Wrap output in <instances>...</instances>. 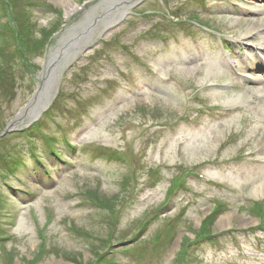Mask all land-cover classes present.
I'll list each match as a JSON object with an SVG mask.
<instances>
[{"label": "rangeland", "instance_id": "1", "mask_svg": "<svg viewBox=\"0 0 264 264\" xmlns=\"http://www.w3.org/2000/svg\"><path fill=\"white\" fill-rule=\"evenodd\" d=\"M0 1V127L13 120L40 86L42 102H49L31 124L57 131L62 122L66 128L57 142L68 137L81 149L80 154H69L74 165L62 164L60 175L55 170L62 162L45 152L51 173L43 175L28 162L22 167L24 183L14 185L20 189L0 182V235L6 238L0 242V264H94L106 252L114 264H203L210 259L226 264L229 258L222 255L238 253L234 243L241 247L240 263L264 264V251L252 249L256 239L264 243V228L256 229L264 217V195L256 192L264 169L234 159L245 151L264 158V125L254 109L229 112L226 99L243 94L241 88H214L231 78L217 59L214 32L238 37L251 25H264V2L245 0L239 4L248 10L240 12L222 0H207L206 8L188 0L179 11L180 21L188 23L191 13H204L198 20L210 29L196 23L184 33L181 23L165 20L160 0H143L126 16L121 4L106 7L111 0ZM168 1L175 7L187 0ZM67 4L77 9L69 11ZM115 9L120 11L114 15ZM26 24L28 30L22 28ZM169 30L176 35L165 43L148 36ZM250 43L259 44L260 39ZM27 44L30 52L24 51ZM62 46L65 60L41 82L43 64ZM127 51L157 65L158 74L148 76ZM13 134L6 140L17 150L26 139ZM99 146L117 152L122 161L98 156ZM59 148L64 151L62 143ZM161 164L168 167L154 182L150 169ZM200 164L207 178L226 188L189 174L195 196L180 194L165 204L168 178L173 177L175 186L180 175ZM25 188L36 196L30 198ZM126 189L133 207L123 199ZM87 191L98 196L81 195ZM190 196L184 214L180 206ZM214 196L225 201L217 216L211 213ZM107 201L112 202L110 208L95 206ZM156 210L159 216L145 225ZM172 227L178 232L167 242ZM250 230H258L257 235ZM210 232L221 234L219 243L210 247L202 242L191 253L195 260H189L184 244Z\"/></svg>", "mask_w": 264, "mask_h": 264}, {"label": "bare ground", "instance_id": "2", "mask_svg": "<svg viewBox=\"0 0 264 264\" xmlns=\"http://www.w3.org/2000/svg\"><path fill=\"white\" fill-rule=\"evenodd\" d=\"M119 1H121V5L124 7V3H126V0H111V4H108L106 7H108L109 5L110 6H112L114 3H117L115 6H119ZM67 8L66 9H68L69 7V11H72L74 8L73 7H75V6H72L71 4H67V5H65ZM75 9H77V7H75ZM120 10L119 9H115V11H114V15L115 14H118V12H119ZM69 13H67V15H68ZM66 15V16H67ZM262 26V25H261ZM259 28H261L259 25L258 26H256L255 28H254V25H251V26H249V27H247L246 28V30H245V32L244 33H241L239 36H242V38H245V37H247V36H249L251 33H253L254 31H257V30H259ZM258 36H262L261 34H259ZM263 38H264V36H263ZM263 45H260V47H262ZM50 62V61H49ZM49 62H47L46 63V65L44 66V68L46 69L48 66H49ZM43 89V87H41V90ZM263 90V91H261V92H259L257 95H260V94H263L264 93V87H262V88H259V90ZM258 90V91H259ZM240 97H242V96H239V97H237V98H235L234 100L235 101H237L236 99H238V98H240ZM229 101H232L231 103H234L235 101H233L232 99H230ZM238 102V101H237ZM45 101L42 103V100H41V98H40V96L39 95H37V97L35 98V99H33L32 101H30L20 112H19V114H18V117L16 118V123H19V122H21L24 118H28V120L30 119V118H32L33 116H34V114H35V112L38 110V109H40L41 107H43L44 105H45ZM255 107H256V114H257V118H258V121L262 124L263 123V125H264V99H261V100H259L257 103H256V105H255ZM256 192L257 193H259L260 195L261 194H264V180L260 183V184H258V185H256ZM256 193V194H257Z\"/></svg>", "mask_w": 264, "mask_h": 264}]
</instances>
